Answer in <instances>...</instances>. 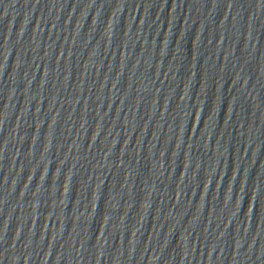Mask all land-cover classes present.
<instances>
[{"label":"water","instance_id":"obj_1","mask_svg":"<svg viewBox=\"0 0 264 264\" xmlns=\"http://www.w3.org/2000/svg\"><path fill=\"white\" fill-rule=\"evenodd\" d=\"M0 264H264V0H0Z\"/></svg>","mask_w":264,"mask_h":264}]
</instances>
